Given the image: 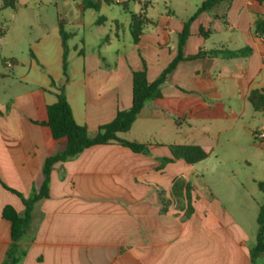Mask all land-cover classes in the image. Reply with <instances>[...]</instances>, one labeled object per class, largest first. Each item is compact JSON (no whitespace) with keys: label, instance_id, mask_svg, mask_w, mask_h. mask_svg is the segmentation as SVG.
Listing matches in <instances>:
<instances>
[{"label":"crops","instance_id":"0c3cea01","mask_svg":"<svg viewBox=\"0 0 264 264\" xmlns=\"http://www.w3.org/2000/svg\"><path fill=\"white\" fill-rule=\"evenodd\" d=\"M108 5L67 3L62 16L55 0H16L11 11L0 1V264L11 243L2 209L24 210L10 189L24 196L38 190L46 157L67 143L43 124L58 86L75 121L96 134L117 110L130 107L132 72L143 61L153 81L174 59L183 22L198 7L187 13L166 2L135 0L136 13L150 19L135 43L130 16L120 24L98 14ZM20 7L33 21L21 20L18 35ZM259 19L264 4L229 0L192 20L182 53L203 54L179 61L160 84L161 96L121 134L148 145L149 153L97 144L54 163L48 195L34 203L18 241L25 250L19 264H252L249 250L264 202L251 190L264 180V109L248 100L251 91L264 92V37L253 32ZM193 136L209 142L188 143ZM182 144L200 145L208 156L193 164L162 160L172 158L170 145ZM198 176L208 191L197 188ZM176 180L192 186L188 217L185 199L172 191Z\"/></svg>","mask_w":264,"mask_h":264},{"label":"trees","instance_id":"16d2710c","mask_svg":"<svg viewBox=\"0 0 264 264\" xmlns=\"http://www.w3.org/2000/svg\"><path fill=\"white\" fill-rule=\"evenodd\" d=\"M2 7L14 8L16 0H0ZM107 4H112L113 0H103ZM135 1V0H134ZM139 1V0H136ZM229 0H203L197 7L196 11L186 21L183 22L182 30L178 33V48L174 59L153 81H148L146 76V65L143 61V68L132 72V100L131 105L127 109L117 110L115 117L108 123L98 127L96 134L91 135L85 125L78 124L67 101L63 85L58 86L56 101L47 105V120L43 122L49 127L51 135L54 139L66 138L67 143L62 151H57L46 157L44 162V179L38 190H33L28 196L10 189L16 193L22 203L24 210L18 213L13 206L5 205L2 209V217L10 221V239L11 243L6 251L5 259L1 264H19L25 250L18 245V241L25 234L32 216L34 203L48 195L49 174L54 163L65 161L77 156L84 149L97 145L118 143L130 148L134 152L148 154V145L135 141L124 139L121 134L127 132L135 121L140 110L151 100L161 96L159 89L170 71L181 60L194 59L200 57L203 53L199 51L194 55L184 56L182 46L184 45L188 35L190 23L201 12L209 11L217 4ZM260 4H264V0H256ZM89 6L98 9L96 1H89ZM123 9L127 10L126 1L120 3ZM150 22V19L143 12L130 13L129 30L132 39L135 43L139 41L140 35L144 26ZM203 33V29H200ZM256 35L264 37V19H259L253 28ZM238 54V51L233 52ZM65 54L63 62V71L65 73ZM52 84L55 83L52 81ZM248 100L254 109H264V92L251 91L248 95ZM172 158L162 159L164 162H169L175 159H183L189 164L196 163L208 156V153L196 144H182L169 146ZM258 189L264 193V180L256 182ZM173 194L181 195L186 201L184 216L188 217L193 212V196L192 186L183 180H176L173 184ZM167 203L164 202L163 211L166 210ZM257 228L255 232V242L250 248L249 254L252 264L255 260L264 254V202L259 205L256 217Z\"/></svg>","mask_w":264,"mask_h":264},{"label":"rangeland","instance_id":"374dc122","mask_svg":"<svg viewBox=\"0 0 264 264\" xmlns=\"http://www.w3.org/2000/svg\"><path fill=\"white\" fill-rule=\"evenodd\" d=\"M58 3L59 9L58 12H61L62 16H64V4L66 5L68 4H74V3H80L83 0H55ZM126 3L128 4V9L125 10L123 9L121 4H110L108 5V7H104L102 9H100L99 13L100 15L108 18V19H116L117 21H119V23L124 24V20L125 19H129L130 13H136V5H135V1L134 0H125ZM159 4H163L164 2H166L169 6L174 7L175 9H177L178 11H182V12H193L195 10V8L197 6L200 5L201 0H157ZM126 4V6H127ZM7 11H11L9 8L7 9ZM55 10L51 9L49 10L50 13H54ZM30 19L31 21H33V17L30 13V11L24 9L23 7H20L17 10V15L15 18V22H14V32L17 33L18 35L21 34V26H20V22L21 20H27ZM47 19H50L49 17H47ZM112 25V24H111ZM107 26L109 27V25L107 24ZM18 48H20V45H18ZM20 50V49H18ZM199 126V125H196ZM188 143L191 142H209V141H203L200 140L198 138H195V136L193 137H189L188 139ZM197 169V168H196ZM194 182L197 184V188L203 192L204 190L208 191V187H206L203 184V180L200 178V176H198V179L194 180ZM251 190H252V194L253 197L258 201L260 199H262L264 193L261 192L257 186L253 185L251 186ZM254 264H264V255L258 257L255 260Z\"/></svg>","mask_w":264,"mask_h":264},{"label":"built area","instance_id":"2783aa9c","mask_svg":"<svg viewBox=\"0 0 264 264\" xmlns=\"http://www.w3.org/2000/svg\"><path fill=\"white\" fill-rule=\"evenodd\" d=\"M5 30V27L3 25H0V34ZM10 65V64H8ZM259 137H261L262 139L264 138V132H261L259 134Z\"/></svg>","mask_w":264,"mask_h":264}]
</instances>
